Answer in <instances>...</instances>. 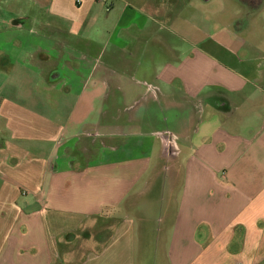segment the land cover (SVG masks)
<instances>
[{
	"label": "crops",
	"instance_id": "1",
	"mask_svg": "<svg viewBox=\"0 0 264 264\" xmlns=\"http://www.w3.org/2000/svg\"><path fill=\"white\" fill-rule=\"evenodd\" d=\"M0 264H264V0H0Z\"/></svg>",
	"mask_w": 264,
	"mask_h": 264
}]
</instances>
